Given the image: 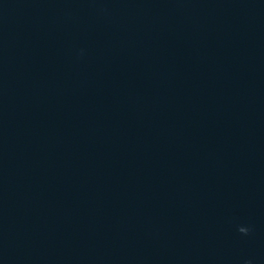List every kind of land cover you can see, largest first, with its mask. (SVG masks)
Wrapping results in <instances>:
<instances>
[{
  "label": "clouds",
  "instance_id": "9594fccd",
  "mask_svg": "<svg viewBox=\"0 0 264 264\" xmlns=\"http://www.w3.org/2000/svg\"><path fill=\"white\" fill-rule=\"evenodd\" d=\"M238 230L243 234H247L249 232V229L246 227H240ZM246 264H251V261L246 262Z\"/></svg>",
  "mask_w": 264,
  "mask_h": 264
}]
</instances>
